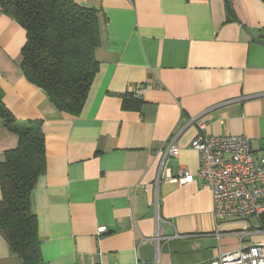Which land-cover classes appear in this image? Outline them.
Listing matches in <instances>:
<instances>
[{"label":"crops","instance_id":"0c3cea01","mask_svg":"<svg viewBox=\"0 0 264 264\" xmlns=\"http://www.w3.org/2000/svg\"><path fill=\"white\" fill-rule=\"evenodd\" d=\"M76 1L100 10L102 32L77 116L26 77V31L0 10L3 101L19 122H41L46 140L32 193L42 264H194L264 242V229L246 233L236 217L217 234L191 146L201 132L247 135L264 156V1ZM173 141L178 155L165 156ZM17 145L0 116V163ZM183 171L193 179L177 182ZM0 264H25L1 233Z\"/></svg>","mask_w":264,"mask_h":264},{"label":"trees","instance_id":"16d2710c","mask_svg":"<svg viewBox=\"0 0 264 264\" xmlns=\"http://www.w3.org/2000/svg\"><path fill=\"white\" fill-rule=\"evenodd\" d=\"M0 10L26 31L21 50L26 77L60 111L79 115L99 71L100 10L76 0H0ZM0 116L18 137V145L0 163V233L25 264H42L32 193L47 167L45 135L41 122L16 119L1 88Z\"/></svg>","mask_w":264,"mask_h":264},{"label":"built area","instance_id":"2783aa9c","mask_svg":"<svg viewBox=\"0 0 264 264\" xmlns=\"http://www.w3.org/2000/svg\"><path fill=\"white\" fill-rule=\"evenodd\" d=\"M144 93V84H138L133 91L137 98H141ZM202 127L205 125L202 124ZM191 146L201 154L198 176L213 193L217 234L222 224L232 217L245 221L246 233L264 229V156L255 159L250 138L247 135L201 132L192 140ZM178 153L179 148L174 141L169 143L165 156H176ZM192 179L187 171L175 178L180 183ZM253 217H258L261 222L256 228L250 221ZM104 230L101 228L100 232ZM160 233L158 227L153 237H145L143 241H157ZM155 264H158L157 259ZM194 264H264V242L253 243L248 247L239 246L233 252Z\"/></svg>","mask_w":264,"mask_h":264},{"label":"rangeland","instance_id":"374dc122","mask_svg":"<svg viewBox=\"0 0 264 264\" xmlns=\"http://www.w3.org/2000/svg\"><path fill=\"white\" fill-rule=\"evenodd\" d=\"M255 222V221H254Z\"/></svg>","mask_w":264,"mask_h":264}]
</instances>
